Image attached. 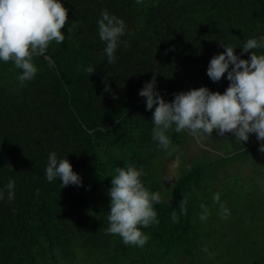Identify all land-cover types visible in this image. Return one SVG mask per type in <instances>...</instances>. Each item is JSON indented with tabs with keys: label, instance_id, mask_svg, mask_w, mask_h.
I'll return each mask as SVG.
<instances>
[{
	"label": "trees",
	"instance_id": "16d2710c",
	"mask_svg": "<svg viewBox=\"0 0 264 264\" xmlns=\"http://www.w3.org/2000/svg\"><path fill=\"white\" fill-rule=\"evenodd\" d=\"M61 2L68 9L61 29L65 40L52 41L45 54L33 56L32 80L21 85L22 69L0 60V264H195L211 239L217 240L211 247L223 248L218 264H264V212L255 214L264 211V194L249 198L218 177L228 164L264 157L259 151L264 142L252 133L222 154L188 130L177 133L173 125L165 150L152 138L155 106L147 110L146 97L139 95L154 74L167 102L201 87L223 94L230 85L227 73L219 82L211 80L210 60L225 51L221 43L250 59L251 50L243 53L242 47L250 38L264 37V0ZM105 9L126 25L111 64L97 27ZM253 51L264 54V48ZM192 141L202 154L185 161L182 148ZM52 152L69 160L82 186L46 179ZM175 156L181 161L175 182H166L164 163ZM129 164L143 169L142 183L161 196L153 203L159 222L140 226L148 237L143 247L106 234L111 177ZM229 178L243 180L237 174ZM10 180L15 181L12 201L6 191ZM237 212H242L236 220L241 230L230 237L224 225Z\"/></svg>",
	"mask_w": 264,
	"mask_h": 264
},
{
	"label": "clouds",
	"instance_id": "9594fccd",
	"mask_svg": "<svg viewBox=\"0 0 264 264\" xmlns=\"http://www.w3.org/2000/svg\"><path fill=\"white\" fill-rule=\"evenodd\" d=\"M101 17L97 23L99 37L105 44L107 62L111 64L115 62L114 53L125 34L126 25L106 9ZM67 22L68 9L61 0H0V60L12 61L15 68L22 69L17 75L21 85L37 74L33 56L45 54L52 41L64 42L61 29ZM73 26L74 22L69 32ZM221 45L225 51L210 60L207 74L211 80L219 82L227 73L230 85L223 94L201 87L176 93L174 100L167 102L156 88L155 74L140 90L139 95L146 97L147 110L151 111L155 106L152 138L163 149L167 150L171 145L166 132L173 125L177 133L188 130L201 139V133L210 136L217 130L219 136L231 133L243 143L249 140L250 133H255L257 139L264 142V54L253 51L264 48V37L259 40L250 38L244 43L243 53L251 50L250 59H241L231 45ZM86 70L95 72L92 67ZM259 151L264 153V143ZM143 174V169L138 170L131 164L117 167L108 191L111 203L106 234H118L126 245L139 247H143L148 239L140 226L148 227L159 222L153 203L161 202L160 194L150 192L142 183L140 177ZM45 176L49 182L58 177L63 187L70 184L82 186V179L73 171L69 160H58L55 152L49 154ZM14 188L15 181L10 180L6 185L9 201L14 199ZM3 198L4 192L0 191V199ZM213 199L219 201V194ZM187 202L188 198L184 197L180 203L182 210ZM201 208L204 214L200 219L204 220L207 209L203 204ZM172 219L176 220L175 212Z\"/></svg>",
	"mask_w": 264,
	"mask_h": 264
},
{
	"label": "rangeland",
	"instance_id": "374dc122",
	"mask_svg": "<svg viewBox=\"0 0 264 264\" xmlns=\"http://www.w3.org/2000/svg\"><path fill=\"white\" fill-rule=\"evenodd\" d=\"M252 134V133H250ZM249 134V135H250ZM253 135H256L253 133ZM204 141L203 139L201 143L205 144L204 142H210L213 144V147L216 152L225 154L227 150H233L235 149L236 145L242 144V141H237L234 137L233 134L231 133H226L225 136L221 137L217 133V130H215V133L212 135H206L203 134ZM228 150V151H229ZM182 154L185 158V161H190L192 158H195V156L201 155V150L197 146L195 141L190 142V144H186L182 148ZM209 158H214L213 153L207 155ZM264 159V157L258 156ZM252 158L248 160L247 162H234L231 164H228L227 166L224 167V169H220L218 173V177L220 181L223 183H227V180L230 183H233L236 185V189H239V192H241L243 195H246L249 198H254L255 196L257 197L258 194H264V165H260V158ZM180 162V160H179ZM264 163V162H263ZM164 168L167 169V164L164 163ZM175 168V167H174ZM172 170V173L170 176L167 178V182H173L172 178L176 179L177 176V171ZM234 174H237L239 178H242L243 180H231L229 177L233 176ZM259 177L258 180H253L252 178L254 177ZM262 178V179H261ZM261 179V180H260ZM263 210H256L255 214L258 216L263 217ZM242 215V212H237L235 215V220L233 219L231 222L228 223V225H224L230 228L229 231V236L232 237L231 235H237L238 230H241V227L239 225H236V220L238 217ZM235 222V224H234ZM219 223H225L224 221H219ZM217 222L216 225L217 227L221 228L222 225H219ZM217 244L216 239H211L210 241H206L202 247V255L200 256L197 261H195V264H218V259L220 256L223 254V248L217 245L215 246H210V244Z\"/></svg>",
	"mask_w": 264,
	"mask_h": 264
},
{
	"label": "water",
	"instance_id": "95a60500",
	"mask_svg": "<svg viewBox=\"0 0 264 264\" xmlns=\"http://www.w3.org/2000/svg\"><path fill=\"white\" fill-rule=\"evenodd\" d=\"M180 165V162H179V157H176L175 159H169V162H168V169L166 170V177H169V175L172 173V169L174 167H177ZM173 182H175V178H172Z\"/></svg>",
	"mask_w": 264,
	"mask_h": 264
},
{
	"label": "flooded vegetation",
	"instance_id": "af4514ba",
	"mask_svg": "<svg viewBox=\"0 0 264 264\" xmlns=\"http://www.w3.org/2000/svg\"><path fill=\"white\" fill-rule=\"evenodd\" d=\"M175 157H179V156H175ZM175 157L173 158V159H175ZM169 159H172V158H169ZM169 159H167V161L169 162ZM168 162H167V167H168ZM180 163H181V161H180ZM168 169V168H167ZM166 169V170H167ZM166 182H167V178H166Z\"/></svg>",
	"mask_w": 264,
	"mask_h": 264
}]
</instances>
